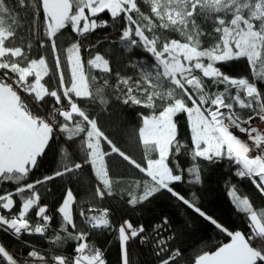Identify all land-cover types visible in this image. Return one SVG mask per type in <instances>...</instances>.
Here are the masks:
<instances>
[{"label": "snow or ice", "instance_id": "1", "mask_svg": "<svg viewBox=\"0 0 264 264\" xmlns=\"http://www.w3.org/2000/svg\"><path fill=\"white\" fill-rule=\"evenodd\" d=\"M221 169L242 227L202 201ZM117 196L184 211L146 225ZM209 228L225 239L186 247ZM0 233V264H110L105 234L118 264H264V0H0Z\"/></svg>", "mask_w": 264, "mask_h": 264}, {"label": "trees", "instance_id": "2", "mask_svg": "<svg viewBox=\"0 0 264 264\" xmlns=\"http://www.w3.org/2000/svg\"><path fill=\"white\" fill-rule=\"evenodd\" d=\"M111 31V29H109ZM106 33L104 32H98L97 36H103ZM113 36H115V33H112ZM96 38V37H94ZM225 70L229 71L232 74H238L241 73L244 70V65L240 64L238 62L226 65ZM137 122V118L134 116V113H130L126 117V123L129 125V127H135ZM182 134H184L185 138L188 137L187 133V127L185 123H181L180 125ZM121 145L125 148H128V142L127 140H122ZM130 151L133 152V154L136 156V158L139 160L141 159V152L135 148H130ZM117 163H119L117 161ZM130 169L126 167L125 165H120L117 175L127 176L130 174ZM223 171L221 169L219 172H209L206 177L207 182V188L205 191L201 192L200 195L202 197V201L211 212H213L217 217L222 219L226 224H228L230 227H242L243 226V218L242 215L237 213L235 209L229 204L226 195L225 190L223 188V183L220 178V173ZM74 190L83 196L86 193V188L83 185H78L73 183ZM48 187H51L53 189L52 193L47 192L46 188H42V196L46 197V202L49 203V205H52L55 203L56 200L59 199L61 192L58 191L59 185L56 183H53L49 185ZM183 191H188V188L186 186H181ZM239 187L242 190V192L246 194L253 195L255 199V191L247 181H240ZM261 201L256 199V204L259 207ZM103 207H110L114 210L113 215L116 217L119 216H125L126 218H131L134 222L139 221L143 222L146 225H150L159 215V213L163 210L166 211L169 214H173L176 216H179L184 209L182 207H177L174 204H171L167 201L162 202H156L153 205L142 207L137 211H129L127 206L124 204V201L120 200V198L117 196L115 198H109L102 202ZM26 239H33L32 237H26ZM97 243L98 244H104L105 247L109 248V251L107 253L108 259L110 261V264H118V248L117 244L113 242L111 245L107 244L106 241L110 239V237L105 234L104 236L97 237ZM225 237L220 234L218 231L209 228L205 234H203L201 237H198L195 240L186 242V247L194 244H200L201 247L207 248V249H214L215 246L220 242L223 241ZM0 242H3L7 244L10 249H16L19 247V245L7 237L5 234L0 233ZM39 243H43L42 241H39ZM133 257L138 258L139 264H148V261L151 260L150 253L141 248H133L131 250Z\"/></svg>", "mask_w": 264, "mask_h": 264}, {"label": "built area", "instance_id": "3", "mask_svg": "<svg viewBox=\"0 0 264 264\" xmlns=\"http://www.w3.org/2000/svg\"><path fill=\"white\" fill-rule=\"evenodd\" d=\"M242 135V134H241Z\"/></svg>", "mask_w": 264, "mask_h": 264}]
</instances>
